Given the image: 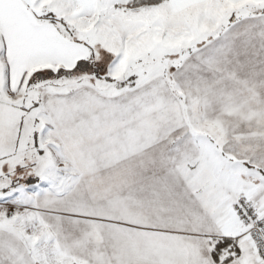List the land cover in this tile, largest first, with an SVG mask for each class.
<instances>
[{
	"label": "snow or ice",
	"instance_id": "1",
	"mask_svg": "<svg viewBox=\"0 0 264 264\" xmlns=\"http://www.w3.org/2000/svg\"><path fill=\"white\" fill-rule=\"evenodd\" d=\"M0 264H264V0H0Z\"/></svg>",
	"mask_w": 264,
	"mask_h": 264
}]
</instances>
